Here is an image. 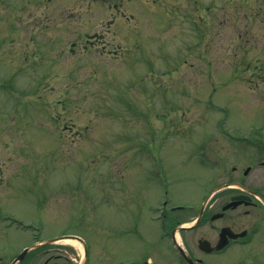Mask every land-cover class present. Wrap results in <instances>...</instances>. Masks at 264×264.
Instances as JSON below:
<instances>
[{
    "label": "rangeland",
    "instance_id": "obj_1",
    "mask_svg": "<svg viewBox=\"0 0 264 264\" xmlns=\"http://www.w3.org/2000/svg\"><path fill=\"white\" fill-rule=\"evenodd\" d=\"M263 43L264 0H0V209L25 223L69 209L96 256L92 230L130 200L128 254L175 258L153 217L197 208L231 158L213 149L259 120ZM102 244L112 256L114 236Z\"/></svg>",
    "mask_w": 264,
    "mask_h": 264
},
{
    "label": "flooded vegetation",
    "instance_id": "obj_2",
    "mask_svg": "<svg viewBox=\"0 0 264 264\" xmlns=\"http://www.w3.org/2000/svg\"><path fill=\"white\" fill-rule=\"evenodd\" d=\"M248 68L247 62L245 73ZM256 70L252 73L258 81L253 97L256 95L263 104L253 113L259 120L246 125L240 136L236 131L230 133L229 143L220 144L219 149L231 154V158L222 162V170H215L212 188L197 208L181 216L171 215V219L164 212L175 258L168 257L166 248V252L157 249L140 261L128 254L127 245L137 236L135 223L129 222L133 216L129 209L136 203L121 200L116 203L124 214L121 221L112 226L98 224L92 230L97 234L98 255L93 256L88 236L91 229L65 208L68 217L52 218L50 223L44 217L35 218V226L27 232L6 229L0 222V232H16L22 237V241L0 245V264H253L243 257L260 259L264 253V43ZM125 219L128 224L121 226ZM113 236L116 249L107 256L102 238L106 241ZM162 242L161 237L160 246Z\"/></svg>",
    "mask_w": 264,
    "mask_h": 264
}]
</instances>
